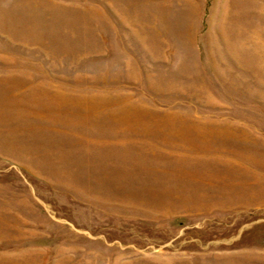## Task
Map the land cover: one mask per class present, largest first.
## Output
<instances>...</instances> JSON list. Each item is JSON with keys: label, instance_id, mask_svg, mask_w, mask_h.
Here are the masks:
<instances>
[{"label": "rangeland", "instance_id": "rangeland-1", "mask_svg": "<svg viewBox=\"0 0 264 264\" xmlns=\"http://www.w3.org/2000/svg\"><path fill=\"white\" fill-rule=\"evenodd\" d=\"M0 264H264V0H0Z\"/></svg>", "mask_w": 264, "mask_h": 264}]
</instances>
